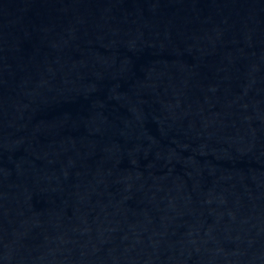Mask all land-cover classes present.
Listing matches in <instances>:
<instances>
[{"label": "water", "instance_id": "obj_1", "mask_svg": "<svg viewBox=\"0 0 264 264\" xmlns=\"http://www.w3.org/2000/svg\"><path fill=\"white\" fill-rule=\"evenodd\" d=\"M0 264H264V0H0Z\"/></svg>", "mask_w": 264, "mask_h": 264}]
</instances>
